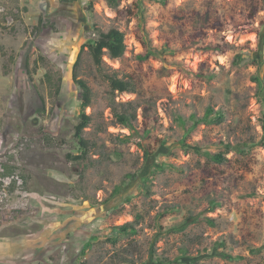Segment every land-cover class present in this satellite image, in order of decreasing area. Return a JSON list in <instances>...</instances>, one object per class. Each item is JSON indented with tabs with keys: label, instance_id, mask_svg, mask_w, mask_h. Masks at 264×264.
<instances>
[{
	"label": "rangeland",
	"instance_id": "obj_1",
	"mask_svg": "<svg viewBox=\"0 0 264 264\" xmlns=\"http://www.w3.org/2000/svg\"><path fill=\"white\" fill-rule=\"evenodd\" d=\"M1 1L8 13L0 14V150L30 136L10 169L23 176L35 213L0 228V245L28 248L0 263L264 264V89L253 78L264 79V0ZM113 32L122 35L120 51L104 45L101 57L126 91L101 79L88 47L76 68L92 90L82 131L90 141L87 191L101 200L127 173L137 177L93 205L77 196L67 158L81 148L83 90L73 69L85 42H108ZM148 46L160 53L140 60ZM58 68L56 98L44 75ZM208 108L224 121L197 122ZM121 114L132 116L133 129ZM130 221L136 234L115 228ZM218 247L242 258L225 260Z\"/></svg>",
	"mask_w": 264,
	"mask_h": 264
},
{
	"label": "trees",
	"instance_id": "obj_2",
	"mask_svg": "<svg viewBox=\"0 0 264 264\" xmlns=\"http://www.w3.org/2000/svg\"><path fill=\"white\" fill-rule=\"evenodd\" d=\"M108 5L111 7H117L119 5L120 0H106ZM164 3L166 2L165 0H163ZM99 42H97L96 40H88L87 42H85L82 45L81 48V52L79 57L77 58V61L74 65V69H73V79L75 80V82L82 88V102L80 104V112H79V119L81 120V122L76 126V132H75V136L76 138H78V141L80 142L81 148H80V152L78 153H72L69 152L67 154V158L71 161V163L76 167L77 169V183L78 186L77 188H79L81 190V193L78 194L77 196L79 197L81 195L82 201H90L93 205H97V204H101V203H106L109 201V199L112 196H115L117 194H119L120 190L122 189V187L124 186V184L129 183L130 180H134L137 177V174L135 173H127L126 177L123 179L122 184L118 185L114 191L112 192L111 196L109 197H104L101 200H99L97 198L96 195L90 194L87 191V185H86V178H87V171L90 168V141L87 138H84L82 136V131L85 127L88 126V124L90 123V118L91 115L87 113V108L90 106L91 104V98H92V90L88 84V82L82 78H78V71H77V67L80 65V58H81V53L82 51L88 47L90 52L94 55L95 57V64H96V70L98 75L101 77V79L111 85H118V89L121 92L126 91L127 89V83L125 81H120L117 82L116 79V74H109L107 69L103 66V61H102V47L104 45H108L110 47V49L112 50V53L114 54H118L120 51V45L122 44V35L118 32H113L111 34V36L109 37V41L108 42H104L102 41V44H98ZM213 47V48H212ZM219 45H211V49H215V50H220ZM160 53V50L156 47H147V50L145 52H142L141 54L138 55V58L140 60H147L149 57L151 56H157ZM161 72L164 73V75H168V71L166 68H161ZM45 81H47L51 87L54 88V96L56 98L59 97L61 91H62V84H63V78H64V72L62 69L58 68L56 70H54L53 72L49 71L45 73ZM205 79L207 80H211L212 79V75H207V76H203ZM255 82L257 83L260 91L261 89H264V79L260 76V75H255L253 76ZM261 95V94H260ZM214 110L213 108H208L207 109V113L205 116H203L202 118H198L197 122H206V123H221L224 121V115L221 112H217L215 114V116L210 118V114L213 113ZM143 117L144 120H149V123L152 125L154 123V120L151 116H149L146 112H143ZM117 118L119 119V121L121 123H123L124 125H126L127 127L133 129V124L131 122V118L132 116L129 115H117ZM205 154L210 158L213 159L217 162H223L225 157L222 153H211V152H205ZM12 167V166H11ZM26 184V183H25ZM23 190H25V186L23 187ZM147 191L149 192V188H147ZM151 193V192H150ZM124 210V206H122L121 208L118 209L119 212H122ZM167 210H164L162 212L166 213ZM208 221L211 224H214V221L210 218H207ZM115 228L124 233L125 235H133L136 234L138 232V228L136 226V223H134V221H130V222H126L123 223L121 225H117L115 226ZM89 244H87L86 246H88ZM219 246H225V243L222 242L220 244H218ZM254 253L260 252L261 248H255L251 250ZM216 254L220 257H222L225 260H229V261H233L239 258H242L241 255H234L231 254L225 250H219V247L217 248V252Z\"/></svg>",
	"mask_w": 264,
	"mask_h": 264
},
{
	"label": "built area",
	"instance_id": "obj_3",
	"mask_svg": "<svg viewBox=\"0 0 264 264\" xmlns=\"http://www.w3.org/2000/svg\"><path fill=\"white\" fill-rule=\"evenodd\" d=\"M8 8L4 1L0 0V14H7ZM31 144L29 135L24 134L15 137L8 148L0 150V228L8 220H13L17 214L35 213V208L29 203V194L23 190L25 180L17 170H11L21 160L22 152ZM19 190L22 192L17 203L12 204V195ZM30 197V196H29ZM26 198V201L23 200Z\"/></svg>",
	"mask_w": 264,
	"mask_h": 264
},
{
	"label": "crops",
	"instance_id": "obj_4",
	"mask_svg": "<svg viewBox=\"0 0 264 264\" xmlns=\"http://www.w3.org/2000/svg\"><path fill=\"white\" fill-rule=\"evenodd\" d=\"M27 249L28 248H26V244L23 243L22 241L20 243H18V242H16V243L3 242L0 245V262L2 263L4 261V258H11V257H9L10 255L14 256V255L18 254L21 251L25 252V250H27ZM18 259L15 262H13L12 260L10 261L8 259H5V263H8V264H23V261L20 260V259L18 260ZM6 260H8V262H6Z\"/></svg>",
	"mask_w": 264,
	"mask_h": 264
},
{
	"label": "bare ground",
	"instance_id": "obj_5",
	"mask_svg": "<svg viewBox=\"0 0 264 264\" xmlns=\"http://www.w3.org/2000/svg\"><path fill=\"white\" fill-rule=\"evenodd\" d=\"M70 71H71V70H70ZM70 71H67V72H66V78H67V79L70 78V75H71V74H70Z\"/></svg>",
	"mask_w": 264,
	"mask_h": 264
}]
</instances>
